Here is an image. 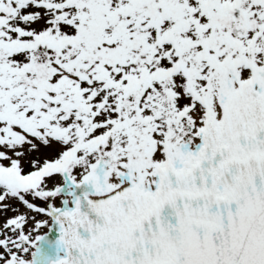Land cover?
<instances>
[{"label": "snow or ice", "instance_id": "6c2138e0", "mask_svg": "<svg viewBox=\"0 0 264 264\" xmlns=\"http://www.w3.org/2000/svg\"><path fill=\"white\" fill-rule=\"evenodd\" d=\"M0 217V264H264V0H0Z\"/></svg>", "mask_w": 264, "mask_h": 264}, {"label": "rangeland", "instance_id": "374dc122", "mask_svg": "<svg viewBox=\"0 0 264 264\" xmlns=\"http://www.w3.org/2000/svg\"><path fill=\"white\" fill-rule=\"evenodd\" d=\"M37 203H39V201H37ZM20 211H21V212L24 211L23 206H20ZM38 218H40V217H38ZM0 219H2V217H0Z\"/></svg>", "mask_w": 264, "mask_h": 264}]
</instances>
